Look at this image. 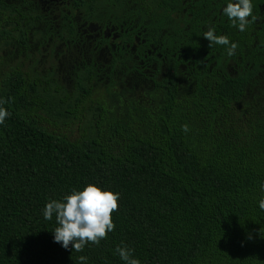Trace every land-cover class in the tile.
<instances>
[{
  "label": "trees",
  "instance_id": "1",
  "mask_svg": "<svg viewBox=\"0 0 264 264\" xmlns=\"http://www.w3.org/2000/svg\"><path fill=\"white\" fill-rule=\"evenodd\" d=\"M66 2L55 42L43 39L57 28L33 31L31 42L43 48L41 71L0 63V106L9 113L0 124V264H81L80 256L87 264H124L118 245L134 250L140 264H264V78L246 91L249 75L215 78L207 70L196 72L194 84L170 74L144 92L122 80L105 84L107 77L133 79L111 68L142 73L131 50L122 49L134 35L144 43L168 37L169 46L171 38L209 41L180 26L173 9L139 11L129 0ZM0 14H17L29 32L34 24L10 0H0ZM32 15L45 17L40 9ZM88 21L128 29L118 49L109 38L95 39L108 44L111 68L95 61L81 25ZM19 31L25 44L26 31ZM57 43L66 50L63 72L53 57ZM97 88L105 95L92 97ZM67 120L77 127L66 130ZM87 183L118 192L119 209L107 238L76 252L54 242L55 215L45 220L43 209Z\"/></svg>",
  "mask_w": 264,
  "mask_h": 264
},
{
  "label": "flooded vegetation",
  "instance_id": "2",
  "mask_svg": "<svg viewBox=\"0 0 264 264\" xmlns=\"http://www.w3.org/2000/svg\"><path fill=\"white\" fill-rule=\"evenodd\" d=\"M17 7L18 5L31 14L29 18H32L31 31L28 33L26 46L14 45V56L18 55V52L22 50V54L28 49H33L32 56L35 52H41L43 48H40L37 43H32L33 31L38 28L41 30L43 27H49L52 30L53 27L57 28L50 36H45L43 39L47 42V46L50 43L55 42L59 37V21L60 14L64 10V7L68 6L66 0H10ZM24 1H29L26 5ZM229 0H199L198 6L193 0H167L166 3H162L159 0H129V4L139 11H162L172 10L175 13L176 22L180 23L185 30H192V26L203 37V33L208 30L209 27L215 29L216 35L227 36L230 42L238 44V48L235 50V54L229 56L227 54V46L207 43H187L185 41H178L171 38L172 45L167 44L168 37L157 43L140 42L138 37L134 35L133 41L128 42L122 49L131 50L132 56L138 64L142 67V73H140L135 67L132 71V75L123 74L125 68L117 70L111 68V61L113 55L109 52L108 44H94L97 38H109L110 47L112 49H118V46L122 44L119 39L123 30L121 25H116L107 21L104 24L88 21L83 24V32H88V38H91L94 44L93 54L95 61L102 60L106 69H113L119 76H130L129 78H108L104 83L108 84L111 80L127 82L129 89L134 86L136 90L144 92L154 90L159 87L164 79L173 74L175 82L194 84L196 81V72L202 73L207 70L208 74L213 75L215 78H223V74L229 76H238L239 74L249 75L248 83L245 86V91L248 89V85L251 81L257 78H264V0H251L253 5V16L256 19L253 21L249 17L250 23L245 31L241 32L238 28L233 27L231 21L223 14L222 9L227 5ZM63 7V9H62ZM43 11L45 17L36 18L33 14L34 11ZM69 12V11H67ZM70 13V12H69ZM186 14V16H185ZM20 16V15H19ZM25 17H23L24 19ZM193 19V21H192ZM77 20V19H76ZM145 22V21H142ZM48 26H46V24ZM54 26H51V24ZM24 25V20L21 21ZM117 41V42H116ZM207 41V40H206ZM208 42V41H207ZM28 43V44H27ZM210 44V42H209ZM63 43H57L53 47V57L55 58V65L58 66V70L63 72L64 67L61 63L63 57L62 48ZM164 46V48H162ZM69 47V46H68ZM136 47H141L144 55L154 57L151 63L139 58V54L135 53ZM121 49V50H122ZM66 51V50H65ZM64 51V52H65ZM61 53L60 57H58ZM121 58V57H119ZM33 59V58H31ZM39 63V62H38ZM224 65V67H222ZM138 67V66H137ZM135 80L136 82H133Z\"/></svg>",
  "mask_w": 264,
  "mask_h": 264
},
{
  "label": "clouds",
  "instance_id": "3",
  "mask_svg": "<svg viewBox=\"0 0 264 264\" xmlns=\"http://www.w3.org/2000/svg\"><path fill=\"white\" fill-rule=\"evenodd\" d=\"M223 14L231 21L232 26L243 32L250 23L249 17L254 21L253 5L251 0H229L222 9ZM203 37L211 44L227 46V54L232 56L238 44L230 42L227 36L216 35L215 29L209 27ZM9 113L0 106V124H3ZM184 132L189 131L188 125H182ZM264 191V184L261 185ZM120 194L118 192L102 189L93 183H87L81 190L72 189L62 199H50L43 209L45 220H51L53 215L57 227L53 231L54 242L60 243L65 249L82 252L85 245L91 243L99 245L107 238L109 232L115 229L112 214L119 209ZM259 207L264 209V196L259 200ZM132 249L127 245L117 246L115 252L124 264H140L134 257ZM81 264H87V257L80 256Z\"/></svg>",
  "mask_w": 264,
  "mask_h": 264
},
{
  "label": "rangeland",
  "instance_id": "4",
  "mask_svg": "<svg viewBox=\"0 0 264 264\" xmlns=\"http://www.w3.org/2000/svg\"><path fill=\"white\" fill-rule=\"evenodd\" d=\"M25 29V46L27 42V36L29 33V29L26 28L21 24V20L17 17V14H0V63H6L10 66H15L16 64H20L24 70H28L31 68L36 67L37 70L41 71L40 67H45V64L39 65L38 59L40 58V53H33V49H28L25 54H19L18 56H14V45L15 46H22L18 39L20 38V31L19 28ZM2 30H9L10 35L7 38H4L2 34ZM28 44V43H27ZM34 58L33 62L30 63V59ZM99 88L95 90L92 97H97L100 95H105L104 93L100 94V92H96ZM65 127L66 130L74 129L77 127V124L75 122H72L71 120H67L66 124L62 125ZM60 133L65 134L66 131L64 129H60ZM67 134V133H66Z\"/></svg>",
  "mask_w": 264,
  "mask_h": 264
}]
</instances>
